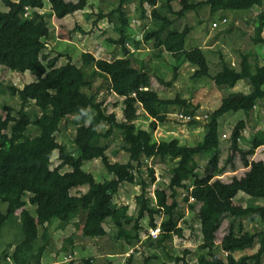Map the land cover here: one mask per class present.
<instances>
[{
  "label": "trees",
  "instance_id": "1",
  "mask_svg": "<svg viewBox=\"0 0 264 264\" xmlns=\"http://www.w3.org/2000/svg\"><path fill=\"white\" fill-rule=\"evenodd\" d=\"M133 1L137 2L135 10L139 19L144 20L148 16L145 4L154 5L157 0H117L110 10L96 8L92 22L96 27L103 20L111 24L117 36L107 37L106 40L119 45L122 56L106 60L83 51L81 64L77 65L64 53L49 56L45 52V43L52 38V17L61 19L77 11L83 12L91 5L89 0H0L6 8L0 10V66L12 72L28 71L35 77L21 88L6 85L9 94L18 98L19 107L4 106L5 113L0 109V203L6 204L5 210H0V233L8 220L16 223L18 228L9 243L10 247L14 246L11 259L14 264H19L18 252L29 240L32 218L36 219L44 241L36 253L41 254L50 246L54 228L62 229L83 215L81 224L76 223L80 236L102 238L107 234L104 225L112 223L116 229L115 239H123L131 249L126 254L129 257L127 263L132 264L131 253L140 241L138 221L146 216L148 230L157 227L160 230L157 238L150 237L148 230L146 233L148 244L165 258L159 264H169L170 260L179 262L184 257L168 251L165 242H170L174 235L181 236L183 229L180 223L184 217L181 206L188 203L191 210L198 204L196 216L201 235L198 249L205 250L209 257L195 264H263L264 205L249 203L243 206L235 204L233 199L240 192L252 199L264 200V161L249 159L256 149L264 148V130L258 129L253 133L249 147L239 145L243 132L249 128L248 119L252 110L264 98V64H260L257 52L250 47L239 52L236 65L220 54V67L211 74L203 49L185 48L191 27L186 24L179 29L176 20L189 11H198L202 6H208L210 14H214L226 10H250L255 6L261 8L264 0H180L181 7L174 11V19L162 14L157 26L144 34V40L152 43V57L161 58L164 53H169L174 60L172 77L168 81L155 74L152 67L126 45L131 25L128 6ZM162 1L170 10L169 0ZM46 3L48 9H45ZM92 11L86 16H92ZM154 12L159 14L157 10ZM77 28L80 29L73 27L65 32V26L60 25L57 37L70 40L71 33ZM263 30L264 9L253 19L250 46L264 44ZM62 56L66 57V62L57 65ZM134 62L139 66L135 67ZM184 62L193 66L192 79L208 77L217 87L229 88L244 81L249 88L248 92H230L221 98L216 108L201 111L207 114L203 123L204 134L194 145L181 143L176 137L154 140L152 136L158 125L167 120L173 106L190 115L199 111L198 104L178 94L174 98H162L151 89L153 78L159 84L171 86L177 78L179 65ZM98 78L108 79V90L122 98L120 119L115 112H108L96 101L97 92L93 90V84ZM140 110L151 119L147 128L135 123ZM239 111L244 117L232 127L230 154L224 165L218 164L216 153L204 171L197 169L189 154L210 149L218 152L220 119L229 112ZM187 123L201 124L197 120ZM69 124L84 126L82 141L75 152L57 140L61 130ZM114 130L120 132V149L128 156L126 162H112L106 153V141ZM32 132L34 134L31 135ZM54 150L58 152L59 164L52 167L46 152ZM236 154L246 169L240 177L233 176L230 182H224L220 176L226 171L227 164L232 165V171L235 170L233 160ZM150 158L172 161L167 187L156 188L154 196L148 192L156 180L154 168L147 165ZM96 159L101 161L112 178L97 181L91 172L84 170V162ZM185 177L192 179L190 186L185 185ZM124 184L139 188L135 197V218L128 213L127 205H118L114 201V196ZM83 185L87 186L85 192L71 193L72 189ZM181 188L187 190L179 198ZM225 218H229V223L225 226L224 237L219 245H215L217 232ZM245 222L257 225L248 230ZM131 223H134L133 231L126 228ZM255 244L257 249L253 253L244 252ZM119 246L122 248L123 243L119 242ZM108 254L115 255L116 252ZM156 254L152 256L157 257ZM7 257L4 251L0 264H7ZM76 262L73 259L63 264ZM107 262L112 264L110 260ZM79 263L94 264L93 258L87 257ZM143 264H149V258Z\"/></svg>",
  "mask_w": 264,
  "mask_h": 264
},
{
  "label": "rangeland",
  "instance_id": "2",
  "mask_svg": "<svg viewBox=\"0 0 264 264\" xmlns=\"http://www.w3.org/2000/svg\"><path fill=\"white\" fill-rule=\"evenodd\" d=\"M197 1V0H191ZM117 0H89L90 6L82 11H77L72 15H67L61 19L52 17L50 29L52 31V38L46 41L47 49L45 52L49 56H54L56 53H64L69 55L73 61L77 64H81V52L88 51L94 54L95 57L111 60L115 57L122 56L121 48L119 45L109 43L106 41L107 37L117 36L112 30L111 24L106 20L99 22L100 27L93 26L92 22L95 18L96 8H102L107 11L110 10ZM136 1L129 4V18L132 27V37L127 41L129 49L137 53L139 59H144L148 65L152 67L155 74L161 75V77L168 81L172 77L173 68L172 64L174 60L169 53H164L161 58H154L151 56L152 46L151 42L144 40V34H146L151 28L157 26V21L162 14L168 15L171 19L175 18L174 11H177L181 7L180 0H169L170 10L165 6L164 1L157 0L154 5L148 3L145 4L148 16L146 19H139V15L135 10ZM48 4H45V9H48ZM264 9V6L259 8L253 7L250 10L244 11H218L214 14H210L208 6H202L198 11H189L184 17L176 20V25L179 29L188 24L191 30L185 41V48L200 47L205 52L207 61L210 67V73L214 74L220 67L219 55H223L232 64L237 63L239 59V52L248 48H253L259 57V62L264 63V44H257L250 46V35L253 32V19L256 14ZM0 10H6L3 4L0 2ZM93 10V11H92ZM155 10L159 14H154ZM92 11V16L88 17L86 14ZM91 15V14H90ZM70 16V17H69ZM223 18L225 22H221ZM65 23L68 29L73 27H79L71 33L70 40H60L57 37V29L60 24ZM216 22V27L212 26V23ZM65 26V32H67V26ZM264 37V30L262 33ZM136 46V47H135ZM136 48V49H134ZM65 55V56H66ZM60 57L57 65H61L66 62V57ZM150 59V60H149ZM135 67L139 66V63H133ZM193 66L187 62L181 63L178 67V75L176 80L171 86H165L159 84L158 81L153 78L151 82V89L156 90L162 98H174L177 94L181 98L191 101L193 104L199 105L198 113H202L207 110L216 108L221 98L228 95L233 91L248 92L249 88L246 82L239 81L235 87H217L208 77H201L198 79H192L191 74ZM35 79L34 75L26 71L24 73L12 72L9 69L0 66V109L3 110L4 106H9L14 109L19 107V100L16 96H11L6 90V85H13L15 87H22L24 84L29 83ZM109 81L106 78H98L94 81L93 90L97 92L96 101L108 112H115L117 119H120L121 108L123 106L122 98L116 96L108 90ZM86 90V89H84ZM101 93V94H99ZM179 110L177 106H173L170 109L167 120L158 125L156 130L153 131L152 136L154 140L160 138L171 139L176 137L181 143L188 145H194L200 140L204 134L203 122L200 125H190L188 123L177 122L172 117V113ZM202 111V112H201ZM244 117L242 111L225 114L220 119L219 138L220 146L219 151L210 149L198 154H189L192 162L200 171H204L208 162L217 153L219 156L218 164L224 165V161L229 153L230 145V133L233 125L241 118ZM150 118L147 117L142 110L139 112V118L135 121L137 126L147 128ZM205 123V122H204ZM249 128L243 132V137L239 141V145L242 148L249 147V140L253 133L258 129L264 130V98L257 104L252 110L248 119ZM255 125V127H253ZM84 126L68 125L61 130L57 140L64 143L68 150L74 151L77 145L82 141ZM34 132L31 133V135ZM108 149L106 151L108 157L112 162H126L128 160L127 154L120 149L121 135L118 130H114L112 136L108 141ZM263 147H259L255 150V154L250 156L251 160H263L264 153ZM46 155L51 160V166L55 167L59 164L58 152L51 151L46 152ZM235 170L232 171V165L227 164L226 171L220 176L224 182H230L233 176L240 177L245 171L246 167L243 166L239 155L236 154L233 160ZM147 165L154 168L156 180L154 184L148 189L149 195L154 196L156 188H166L170 179L169 167L172 165V161L159 158H150L147 160ZM84 170L91 172L97 181L112 178V175L107 173L104 166L99 159L93 161H86L83 164ZM184 183L190 186L192 179L185 177ZM87 190V186L83 185L71 190L72 194L79 192L83 193ZM186 188L179 190V198L186 193ZM139 193L138 186H132L130 184H124L119 192L114 196V201L118 205H127L128 213L133 218L136 217L137 205L135 197ZM235 204L247 205L249 203H257L264 205L263 199H252L249 196L238 193L233 199ZM154 203V202H153ZM198 204L191 210L188 207V203H184L181 206V210L184 212L183 221L180 226L183 231L181 236L174 235L170 242H165V248L174 255L182 258L179 262L170 260L169 264H195L197 262H204L209 257L205 254V250H199L198 245L201 243L200 225L198 217L196 216ZM6 208L5 203H0V210L4 211ZM31 210L34 207L28 206ZM83 215L74 219L71 223L67 224L62 229L54 228L51 232L50 246H47L41 254H36L39 247L44 243L41 237V230L37 227L36 219L31 220V230L29 234L28 242L20 248L18 252L19 264H63L70 260L75 259L76 264H80L79 261L84 258H93L94 264H106L108 263L106 255L111 252H116L109 260L112 264H128L129 257L126 253L131 249L124 240L115 239L116 229L112 223L108 222L104 225L107 234L102 238L88 239L80 236L79 228L76 223L81 224ZM160 221V217L158 218ZM229 223V218H225L222 221L221 228L217 232L216 244L222 241L224 237L225 226ZM128 224L127 229L132 230V225ZM259 224V223H258ZM139 235L140 241L137 247L131 253L132 264H143L146 258H149V264H159L164 262L165 258L159 253V251L151 247L148 244L146 233L148 230V217L144 216L139 219ZM257 223L245 222V227L248 230H252L253 226ZM56 226V222L53 227ZM259 226V225H258ZM18 232L16 223L12 220H8L5 223L0 233V262L2 254L5 251L8 255L7 264H14L11 259L14 246H9V243L13 241L15 234ZM71 239V241L69 240ZM119 242L123 243V247L119 246ZM257 249V245L252 248L245 249V253H253ZM186 250L190 253H184ZM158 255H157V254ZM156 254L157 257L152 256ZM239 256L238 253L235 254ZM264 264V262H263Z\"/></svg>",
  "mask_w": 264,
  "mask_h": 264
},
{
  "label": "built area",
  "instance_id": "3",
  "mask_svg": "<svg viewBox=\"0 0 264 264\" xmlns=\"http://www.w3.org/2000/svg\"><path fill=\"white\" fill-rule=\"evenodd\" d=\"M225 21H226L225 18H223L221 20V22H225ZM217 25L218 24L216 22L212 23V26H214V27H216ZM126 45L129 48V44L126 43ZM46 46H47V44H46ZM131 51H133V49ZM99 94H101V93H99ZM172 117L177 122H182V123H187V122H189L191 120H197L198 122H201V123L203 122L204 123L206 121L205 119L207 118V114H205V113H196L195 115H190V114L184 113L183 111L177 110L174 113H172ZM159 233H160V230H159L158 227L157 228H150L148 230V235L150 237H152V238H157L159 236Z\"/></svg>",
  "mask_w": 264,
  "mask_h": 264
},
{
  "label": "crops",
  "instance_id": "4",
  "mask_svg": "<svg viewBox=\"0 0 264 264\" xmlns=\"http://www.w3.org/2000/svg\"><path fill=\"white\" fill-rule=\"evenodd\" d=\"M70 15H72V14H70ZM70 17V16H69ZM58 24H60V25H64L65 23L63 22V23H58ZM66 25V24H65ZM67 26V25H66ZM98 27H100V25L98 24ZM67 29H68V26H67ZM129 33H130V37H132V27H131V25H130V30H129ZM113 37H115V36H113ZM60 39V38H59ZM60 40H67V39H60ZM107 41V40H106ZM86 52H88V51H86ZM92 55H94V54H92ZM96 58H98V57H96ZM115 58H117V57H115ZM115 58H113V59H115ZM104 59V58H103ZM113 59H111V60H113ZM106 60H108V59H106ZM261 65L262 64H264V63H260ZM113 255H109V254H107L106 255V257L108 258V259H106L107 261H109V258H111ZM111 261V260H110ZM55 264V263H54Z\"/></svg>",
  "mask_w": 264,
  "mask_h": 264
}]
</instances>
